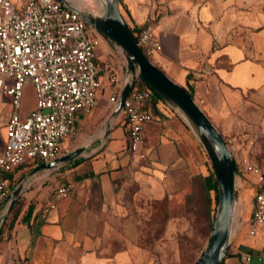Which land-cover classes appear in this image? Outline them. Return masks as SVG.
<instances>
[{"label": "crops", "instance_id": "obj_1", "mask_svg": "<svg viewBox=\"0 0 264 264\" xmlns=\"http://www.w3.org/2000/svg\"><path fill=\"white\" fill-rule=\"evenodd\" d=\"M121 2L129 12L131 26L139 29L145 24V11L136 0ZM214 17L215 10L209 4L161 16L155 29L163 50L151 58L172 80L193 91L196 102L212 122L234 103V88L251 86V72L259 71L247 57L243 43L238 39L225 42V35L218 33L213 23ZM113 91L111 86L103 89L100 104L82 119L81 129L95 125L104 99L107 98L105 108L112 110L108 105ZM166 106L159 104L162 116L153 113L155 119L145 125V159L130 150L125 115L121 112L108 134L103 129L90 139L107 134V141L100 147H94L95 143L75 145L89 147L76 159L29 178L14 211L10 209L1 227L0 264H147V254L138 246L137 227L123 222L126 218L122 215L133 200L126 192L135 179L158 182L173 167H188L194 174L203 169L187 133ZM34 107L24 108V113ZM11 111L10 98L0 91V154L6 145ZM116 121L119 124L114 126ZM35 167L32 163L23 165L10 176L20 179ZM206 170L208 173L207 166ZM61 184L72 185V194L45 211L53 190ZM8 204H0V216ZM249 206L251 217L254 205ZM240 232L241 228L222 264H244L246 253L252 255L250 264H264V237Z\"/></svg>", "mask_w": 264, "mask_h": 264}, {"label": "built area", "instance_id": "obj_2", "mask_svg": "<svg viewBox=\"0 0 264 264\" xmlns=\"http://www.w3.org/2000/svg\"><path fill=\"white\" fill-rule=\"evenodd\" d=\"M136 35L150 60L163 50L155 22L143 24ZM99 36L79 13L58 0H0V91L12 104L6 145L0 154V204L10 202V174L35 160H56L63 155L65 141L78 137L82 119L98 107L105 88L102 75L114 85L108 106L113 109L118 103L126 73L101 64ZM116 52L126 65L121 49ZM137 83L122 112L128 146L134 155L145 159L143 131L155 119L150 107L153 90L136 87ZM27 84L33 85L36 100L34 109L25 114ZM247 168L256 190L248 234L256 236L264 227V162L249 163ZM72 192L70 184L57 186L44 210L57 207ZM251 260V254L243 255L244 264Z\"/></svg>", "mask_w": 264, "mask_h": 264}, {"label": "rangeland", "instance_id": "obj_3", "mask_svg": "<svg viewBox=\"0 0 264 264\" xmlns=\"http://www.w3.org/2000/svg\"><path fill=\"white\" fill-rule=\"evenodd\" d=\"M136 1L145 11L144 23L149 20L156 22L165 14L190 11L204 4L211 5L215 10L213 23L217 26V32L225 35V42L238 39V42L243 43L247 57L253 65L259 67L258 72L256 69L251 72V86L234 88V103L213 121L240 165V174L237 175L236 209L238 212L243 210V214L238 217L240 234L248 235L251 226L249 205L255 203L256 190L247 165L264 162V0ZM70 2L75 6L71 0ZM120 3L125 20L128 24L132 23L128 10L121 0ZM84 4L96 11V14H100L95 0H84ZM91 35L94 36L93 32ZM98 41L101 64H109L114 71L126 73L127 67L116 52V44L103 36H99ZM102 80L105 87L114 86L106 75H102ZM140 82L138 81L136 87L140 86ZM101 96L103 98V95H100L99 99ZM35 100L34 87L27 84L24 91V108L33 107ZM106 100L107 98L102 101V111L99 112L95 125L91 128L83 126L78 137L66 141L63 151L69 152L78 144L95 143L94 147H100L102 142L107 141V134L90 141L98 131L107 130L106 119L111 110L105 108ZM165 108L176 117L187 133L190 146L199 156V165H202L203 169L201 173L194 174L188 167L179 166L168 169L163 179L158 182L135 179V184L126 192L131 194L133 200L129 201L132 202L131 208H127L122 215L126 218L123 222L137 227L138 246L142 248L140 251L147 254V264H194L207 244L219 200L216 199L215 191L208 192L206 189V166L212 168V165L195 130L172 107L168 105ZM123 114L125 115L124 112ZM117 122L114 126L119 124ZM99 140L102 141L98 143ZM253 210L254 207L252 212ZM124 226L122 227L125 228ZM258 237H264L263 226L258 231Z\"/></svg>", "mask_w": 264, "mask_h": 264}, {"label": "water", "instance_id": "obj_4", "mask_svg": "<svg viewBox=\"0 0 264 264\" xmlns=\"http://www.w3.org/2000/svg\"><path fill=\"white\" fill-rule=\"evenodd\" d=\"M58 1L79 13L88 25L101 36L114 42L126 59L125 82L118 103L106 119L107 134L110 132L114 120L122 112L126 98L139 79H142L146 85L158 93L195 130L212 165L217 182L219 206L207 244L194 264H222L236 235L231 237L234 209L238 198L236 159L224 135L188 90L167 76L143 53L135 34L121 12L120 0H102L104 10L95 15L79 9L69 0ZM88 147V145L79 146L54 161L39 164L23 176L10 195L6 211L0 216V230L29 178L41 170L52 169L76 159Z\"/></svg>", "mask_w": 264, "mask_h": 264}, {"label": "trees", "instance_id": "obj_5", "mask_svg": "<svg viewBox=\"0 0 264 264\" xmlns=\"http://www.w3.org/2000/svg\"><path fill=\"white\" fill-rule=\"evenodd\" d=\"M159 19H160V17L157 19V21ZM129 26H130L132 32L135 34V36H137L136 35L137 28L131 26L130 23H129ZM139 81H141L139 87H141V88H149V86L146 85L145 82L142 79H139ZM187 90L193 96V91L191 89H187ZM161 103H166V101L158 93L153 91V98H152L150 107H151L152 112L155 115L162 116V112H161L160 107H159V104H161ZM39 164H40L39 160H35V162L32 163V165H36V166H38ZM236 168H237V174H240V168L238 167L237 163H236ZM18 179H19L18 177H16V178H12L11 177L12 186H13L12 187V191L14 190L15 182ZM204 180H205V185H206L207 191L208 192L215 191L216 192V199L219 200L217 182H216V179H215L214 172H213V170H212V168L210 166L208 167V173L206 175H204ZM18 200L19 199H17L16 202L14 203V205L12 206L10 212L14 211V209L16 207V204L18 203ZM2 231H3V228L0 231V235L2 234ZM228 255H230V253H228Z\"/></svg>", "mask_w": 264, "mask_h": 264}, {"label": "bare ground", "instance_id": "obj_6", "mask_svg": "<svg viewBox=\"0 0 264 264\" xmlns=\"http://www.w3.org/2000/svg\"><path fill=\"white\" fill-rule=\"evenodd\" d=\"M70 1V0H69ZM76 7H78L79 9L89 13V14H92V15H95L96 14V11L92 10V9H89L85 4H84V0H71ZM96 4L98 5L99 7V12L102 13L103 12V2L102 0H95ZM185 119L190 123V121L185 117ZM239 214H243V210H241L240 212L237 211L236 209V206H235V209H234V217H233V224H232V229H231V237H233L236 232L238 231L239 229V226H240V222H239V219L238 217L240 216Z\"/></svg>", "mask_w": 264, "mask_h": 264}]
</instances>
